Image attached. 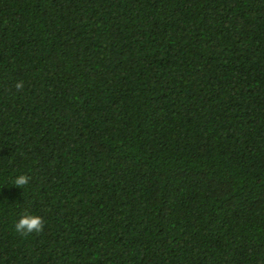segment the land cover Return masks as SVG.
<instances>
[{
	"label": "trees",
	"instance_id": "trees-1",
	"mask_svg": "<svg viewBox=\"0 0 264 264\" xmlns=\"http://www.w3.org/2000/svg\"><path fill=\"white\" fill-rule=\"evenodd\" d=\"M0 264H264V0H0Z\"/></svg>",
	"mask_w": 264,
	"mask_h": 264
},
{
	"label": "clouds",
	"instance_id": "clouds-1",
	"mask_svg": "<svg viewBox=\"0 0 264 264\" xmlns=\"http://www.w3.org/2000/svg\"><path fill=\"white\" fill-rule=\"evenodd\" d=\"M16 88L17 90L21 89L22 82L18 81L16 83ZM30 179L31 177L29 175L21 173L14 178L12 184L24 189V187L29 184ZM44 227L45 221L41 216L27 212L22 214L14 224L15 231L21 236H25L34 232L40 233L44 230Z\"/></svg>",
	"mask_w": 264,
	"mask_h": 264
}]
</instances>
